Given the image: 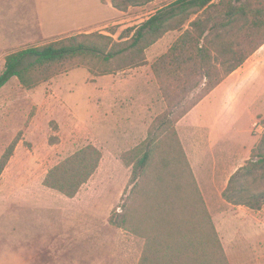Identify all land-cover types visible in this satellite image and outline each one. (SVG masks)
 I'll list each match as a JSON object with an SVG mask.
<instances>
[{"label": "rangeland", "instance_id": "374dc122", "mask_svg": "<svg viewBox=\"0 0 264 264\" xmlns=\"http://www.w3.org/2000/svg\"><path fill=\"white\" fill-rule=\"evenodd\" d=\"M171 1L122 11L111 0H0V75L12 51L79 32L116 30L113 36L119 40L126 28L140 25ZM181 33L171 31L150 46L144 65L104 75L75 67L31 89L12 77L0 88V158L19 139L0 176V264L55 259L65 264H138L145 239L110 219L140 183L132 177L133 165L126 163L129 152L146 141L161 117L177 119L204 92L203 74L194 76L170 104L153 72V62ZM249 63L239 72L240 81L250 84L241 91L242 143L250 140V129L259 138L264 133L259 127L264 69H248ZM89 144L103 156L74 197L45 185L52 167ZM200 159L208 166V154ZM195 167L198 171L196 161ZM206 187L213 196L215 188ZM222 188H216V205L210 206L229 263L264 264V206L232 205L223 199Z\"/></svg>", "mask_w": 264, "mask_h": 264}, {"label": "trees", "instance_id": "16d2710c", "mask_svg": "<svg viewBox=\"0 0 264 264\" xmlns=\"http://www.w3.org/2000/svg\"><path fill=\"white\" fill-rule=\"evenodd\" d=\"M153 1L111 3L125 11ZM171 31L182 33L152 64L163 97L171 104L201 74L204 92L177 119L161 117L146 141L129 152L126 163L133 165L132 177L140 183L110 221L145 239L138 264H230L176 123L264 44V0H173L140 25L126 28L119 40L113 36L116 30L79 32L21 48L6 55L0 88L12 77L31 89L75 67L104 75L144 65L147 49ZM114 61L118 64L113 67ZM18 140L1 156L0 176ZM102 156L89 144L52 167L44 183L72 198L94 175ZM223 197L235 206L263 208L264 133L250 158L231 175Z\"/></svg>", "mask_w": 264, "mask_h": 264}, {"label": "crops", "instance_id": "0c3cea01", "mask_svg": "<svg viewBox=\"0 0 264 264\" xmlns=\"http://www.w3.org/2000/svg\"><path fill=\"white\" fill-rule=\"evenodd\" d=\"M249 61L251 63L248 64V69L254 67L259 70L264 69V44L242 66L230 74L184 116L180 117L176 123L184 150L218 232L220 230L218 222L210 206V204L216 205V188L227 187L231 175L250 158L252 149L259 140V134L253 133L255 128L249 130L250 140L243 143L240 140L244 133L240 124L242 117H239L244 105L241 91L248 89L244 86H250V84L240 81L242 75L239 72ZM249 88H252L250 90L254 89L253 87ZM259 127L263 128L261 124ZM204 153L209 155L208 166H205L200 159ZM195 161L198 163V171L195 167ZM208 185L215 188V197L211 195V192L208 193L206 189ZM225 188H222V197ZM37 264L65 263L55 259L53 261H41Z\"/></svg>", "mask_w": 264, "mask_h": 264}]
</instances>
